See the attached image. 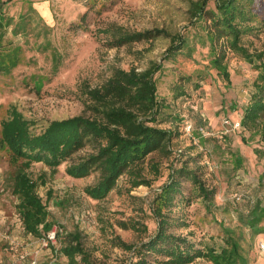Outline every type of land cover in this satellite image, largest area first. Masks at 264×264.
<instances>
[{"label": "rangeland", "instance_id": "374dc122", "mask_svg": "<svg viewBox=\"0 0 264 264\" xmlns=\"http://www.w3.org/2000/svg\"><path fill=\"white\" fill-rule=\"evenodd\" d=\"M2 1L0 66L5 68L0 70V139L2 121L14 107L34 123L33 130L39 134L53 121L92 117L85 90L103 85L115 69L142 71L158 62L163 64L155 76L162 105L158 124L173 132L170 149L182 148L184 152L179 160L173 154H151L144 162L149 185L133 188L126 175L100 200L86 193V188L99 182V171L84 178H73L66 172L68 166L94 152L91 145L55 173L44 162L33 163L29 174L38 183V194L46 201L48 192L53 193L49 220L58 234L55 243L45 248L44 235L31 236L23 229L19 200L13 193L14 176L23 160L17 161L0 142V264H32L36 252L37 264H70L61 252L69 233L81 234L96 264H127L131 254L116 246L117 237L127 244L141 245L155 235V198L171 170L185 165L198 172L215 194L212 202L206 203L193 190L191 180L183 178L182 196L177 195L169 210L177 222L169 231L188 237L206 252L208 247L220 251L225 246L224 227H228L235 231L248 263L264 264L260 249L264 233L253 235L239 220L257 201L264 204V115L260 118L261 132L253 137L243 127H236L259 72L229 48L228 38L210 15L191 22L190 5L198 0ZM207 9H215L214 0H209ZM254 10L257 20L251 24L253 30L242 37V44L251 52H260L264 51V0H258ZM113 25L131 33L165 29L183 35L187 42L177 55L167 59L169 38L112 46L113 36L107 31ZM215 56L227 67L230 78L213 66ZM184 121L193 123L196 145L182 134ZM201 128L210 134L202 135ZM237 191L245 194V202L232 198ZM136 223L144 224L148 231L141 225L135 228ZM182 223L186 226L181 227ZM260 226L264 229V222ZM24 253L27 258L20 261ZM148 259L154 263L166 257L154 254ZM194 264L213 263L200 257Z\"/></svg>", "mask_w": 264, "mask_h": 264}, {"label": "trees", "instance_id": "16d2710c", "mask_svg": "<svg viewBox=\"0 0 264 264\" xmlns=\"http://www.w3.org/2000/svg\"><path fill=\"white\" fill-rule=\"evenodd\" d=\"M257 1L214 0L215 9L210 11L207 9L209 0H198L192 1L189 9L191 22L203 20L210 15L213 24L219 25L222 35L228 38L229 48L259 72L250 100L244 105V116L240 121L241 127L249 132L251 137L261 132L260 118L264 115V51L251 52L242 44V37L254 28L251 24L257 20L254 12ZM4 4L5 2L0 0V7ZM2 17L4 16L0 10V27L3 26ZM107 32L113 36L112 46L149 42L161 36L169 38L171 46L167 59L177 55L187 42L183 35L173 34L165 29L131 33L113 25ZM212 52H215L214 45ZM212 64L219 73L230 78L227 67L222 65L219 57L215 56ZM4 68V65L0 66V70ZM162 68V63L152 62L142 71L136 68L115 69L103 85L94 89L87 88L85 94L90 102L87 106L92 112L90 118L78 116L53 121L39 134L33 130L34 123L15 107L10 116L2 121L0 142L8 147L17 161L23 160L14 176L13 193L19 200L18 211L26 233L41 237L54 228V223L49 220L48 211L53 193L48 192L46 201L38 194V183L29 174L33 163L44 162L55 173L74 154L91 145L94 152L78 163L68 166L66 172L73 178H84L93 171H99V182L86 188V193L92 199L100 200L107 197L118 181L126 175L132 181L133 188L149 185L150 182L144 176V162L151 154H173L178 160L183 158L182 148L170 149L173 132L158 124L162 105L158 97L155 76ZM191 124L193 126L191 134L185 130V121L181 132L196 145L197 140L194 143V139L198 137L195 136L196 129L193 123ZM259 152L256 151L257 154ZM237 163L240 168L241 158L237 159ZM152 167L158 169V164L153 163ZM183 178L191 180L193 190H196L206 203L212 202L215 192L200 179L198 172L190 170L188 165L179 169L173 168L168 182L162 186L161 192L155 198L153 214L158 220L155 235L141 245L127 244L118 237L116 239V246L131 254L127 264H194L200 257L208 259L213 264H249L235 231L228 227H224L225 246L220 251L208 247L206 252L197 248L188 237L169 231L170 227L175 226L174 222H177L172 219L169 210L175 205L177 195L182 196ZM43 179L42 183L45 182ZM239 220L244 227L253 232V235L264 233L260 226L264 222V204L257 201L251 211L247 215H241ZM140 225L143 230L148 231L144 224L136 223L135 228H140ZM123 226L127 228V225ZM180 226L184 227L186 224L182 223ZM66 240L61 252L69 259L70 264H96L93 255L86 249L80 233H69ZM154 254L164 255L166 259L155 260L152 263L148 258Z\"/></svg>", "mask_w": 264, "mask_h": 264}, {"label": "built area", "instance_id": "2783aa9c", "mask_svg": "<svg viewBox=\"0 0 264 264\" xmlns=\"http://www.w3.org/2000/svg\"><path fill=\"white\" fill-rule=\"evenodd\" d=\"M237 128H241V123H237L236 124ZM186 132L188 134L192 133L193 130V126L190 122H186V128H185ZM204 136H208L210 133H208L207 131L204 130V128H201L200 131ZM194 143H196V139H194ZM244 197V198H243ZM232 198L234 200H236L237 202H243L245 201V194L241 193V192H236L232 195ZM57 234H58V230L56 228L52 229V231H50L47 235H45V237L42 239V245L43 247L47 248L50 246V244H54L56 239H57ZM260 249L264 252V242L260 243ZM27 253L21 254L19 257L20 261H24L27 258ZM36 256L33 259L32 264H37V252L35 253ZM10 264H16V262H11Z\"/></svg>", "mask_w": 264, "mask_h": 264}, {"label": "crops", "instance_id": "0c3cea01", "mask_svg": "<svg viewBox=\"0 0 264 264\" xmlns=\"http://www.w3.org/2000/svg\"><path fill=\"white\" fill-rule=\"evenodd\" d=\"M10 263H11V262L1 263V264H10ZM16 264H20V263L17 262ZM21 264H22V263H21Z\"/></svg>", "mask_w": 264, "mask_h": 264}, {"label": "bare ground", "instance_id": "6f19581e", "mask_svg": "<svg viewBox=\"0 0 264 264\" xmlns=\"http://www.w3.org/2000/svg\"><path fill=\"white\" fill-rule=\"evenodd\" d=\"M44 11L48 13V10L47 9H44Z\"/></svg>", "mask_w": 264, "mask_h": 264}]
</instances>
